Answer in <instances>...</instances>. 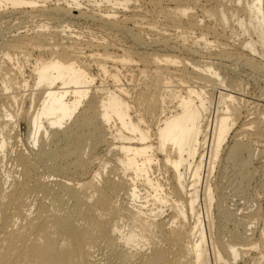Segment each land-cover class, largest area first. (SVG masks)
Instances as JSON below:
<instances>
[{
  "label": "bare ground",
  "instance_id": "6f19581e",
  "mask_svg": "<svg viewBox=\"0 0 264 264\" xmlns=\"http://www.w3.org/2000/svg\"><path fill=\"white\" fill-rule=\"evenodd\" d=\"M84 1L110 9L132 2L173 20L189 11L191 32L206 19L195 43H215L217 57L192 53L210 54L224 74L212 62L189 63L184 67L196 80L179 78L185 86L175 89L162 70L176 59L146 53L139 71H153L156 83L129 89L121 71L107 66L133 61L126 53L84 47L101 45L95 41L58 49L53 36L64 28L41 25L14 35L12 51L40 55L28 76L0 63V264H264V204L252 209L245 198L258 170L254 160L264 151L244 139H264V112L241 124L240 94L227 81L239 70L264 80V0H0V40L4 18L24 20L33 11L116 31L137 14L87 12ZM130 34L150 48L177 44L168 36L147 41ZM230 39L238 41V55L228 51ZM83 58L96 63L112 88L101 79L95 84ZM159 83L168 89L160 97ZM22 102L29 107L18 109ZM155 115L154 126L148 119ZM5 120L26 123L31 147L21 146ZM231 195L247 201L231 207Z\"/></svg>",
  "mask_w": 264,
  "mask_h": 264
},
{
  "label": "rangeland",
  "instance_id": "374dc122",
  "mask_svg": "<svg viewBox=\"0 0 264 264\" xmlns=\"http://www.w3.org/2000/svg\"><path fill=\"white\" fill-rule=\"evenodd\" d=\"M50 1L51 3H49ZM59 2H57V0L55 1L48 0V5H53V4L57 5ZM86 3L87 2L84 1V5L82 6V8L87 12H92V13L94 12L98 13L100 11L110 12V13H114L115 16H117V18L119 19H122L125 14H134V13H137V14L132 15V17H130L129 20H127L126 22H123L121 24V29L117 31L113 29L106 30V29L100 28L99 26H97L98 24H96V22H93L89 19L78 21L72 18H65L63 20H58V19H54L51 17H44L34 11L32 12V15H33L32 17H28L27 19H24V20L17 19L16 17H6L4 18L6 22L2 23V28L4 30V36L2 40H0V63H2V65L4 66L15 65L19 67L20 70H22L25 76L30 75V71L34 68V65H35V58L36 56L40 55L38 50H35L34 52H31L29 50L28 52H30L31 54L25 55L24 53H21V52L12 51L8 43L15 37L14 35H17L18 33H22L26 30L29 31V33L35 32L36 30H39V27L41 25H44L46 27H49V29L64 28L65 32H63L61 36L59 37L53 36V41L56 43L55 46L58 49H60L62 46H74L75 44L84 45L88 42L95 41V42L100 43L101 45L98 46L97 48L93 46L88 47L85 45L84 47L88 49H94V50L97 49L100 53H108L111 55H123L124 53H126L131 59H133V61H126L123 63L109 62L107 63V66L110 69L112 67L114 68L117 67L121 71V76H122L121 83H123L122 85H124L125 87H128L129 89H133V87L138 88L144 82L156 83L155 81L156 76L154 73H152L153 71L146 72L145 75L140 74L139 70L144 68V62L142 60H144L146 53H155L161 59L166 58V57H170L171 59H176L177 64L175 65V67L162 70V72L164 73L163 74L164 77L171 76L173 78L171 86L174 87L175 89L177 88L179 89L180 86H185V84L181 85V83L183 82H179L177 80L179 78H182L185 81L196 80V78H193V73L191 72L192 69L189 67L188 68L184 67V65H187L189 63H196L200 61L201 65H203L206 62H212L213 66L217 70H219L221 74H224V69L220 65L216 64V61L214 59H211L212 57L209 58L210 54L205 55V57H201L198 54L192 53L193 51H196V50L198 51L201 50L203 52L212 51L213 53L212 56H214L215 58L217 57L215 54L218 53V50H217L218 48L215 46V43H211L210 45H207L205 41L199 42V44L195 43L196 38H201L202 37L201 33H205V25L208 23L206 19L200 25V28H196L193 30V32H191L189 31V29L192 28L191 22H190L189 11H187L186 15H183V16L180 15L176 19L173 20L169 17H162L159 14L158 16L152 15L153 13L149 11L146 6H142L141 8L140 4H136V3L133 4L132 2L129 3L128 9H123V8L110 9L102 5L92 6V4L90 3L86 4ZM144 7L147 9L144 10ZM98 9L100 11H98ZM27 11L29 12L30 9H27ZM65 27H67V29H65ZM151 27L153 29H151ZM130 32H136V33L141 34L144 38H146L147 41H151L159 37L168 36L171 38V40L174 41L175 44L176 43L177 44L175 45L174 48H164L160 45L157 46L158 44H153L152 48H150L149 46L141 45L137 41L132 39ZM71 33H73V35H71ZM75 35H77V37H75ZM207 39L209 41L214 40V38L210 37V35H207ZM237 42L238 41L234 39H230L229 41L230 45H229L228 51L233 55H238V51L236 49ZM7 51H9L10 53V57H11L10 59L5 55ZM42 55L48 56L45 53H42ZM82 61L87 67H89L90 70H92V73L95 74V76H97L96 77L97 81H95V84L99 85V83L101 84V80H104L105 83L109 87L112 88L111 86L112 81L98 70L97 65L94 61L88 58H83ZM161 64H162L161 65L162 68H165L163 65L164 62H162ZM1 73H2V69H0V74ZM255 75L249 72H243L239 70V71H235V73L228 74V77H227V81L232 80L235 82L236 90H238V93L240 94L239 102L241 106V114L243 115V116L241 115V117L243 118L241 119L243 121L241 119L239 121L241 124L242 123L244 124V122L247 123V121L250 118H254L255 116L257 117L259 116V114H261L260 112L262 111L264 112V80L259 79V78L256 79ZM131 78L133 79V82L128 80ZM2 81H3V75L0 76V90L4 92L2 90L3 89ZM212 81H215V80H212ZM163 83H165V80H163ZM208 83L209 85L213 84L212 82H208ZM163 86H166V85H163ZM163 86L159 83V86L156 87L155 92L157 96L160 93L165 94V92L168 90V89H165ZM29 90L31 91L30 87L26 89V92ZM26 102H22V104H24L23 106H21L22 104L21 105L19 104L18 109H21L22 107L28 108L29 104ZM140 102L142 106L143 100H140ZM169 106L171 110L175 109L174 108L175 101L170 103ZM16 109H17V105H16ZM157 117L158 115L149 117L148 119L149 124H152L154 126L157 125V122H158V120H156ZM12 123L13 122H10L9 120H5L3 124L4 126H6L7 130H9L11 127L12 128L14 127L13 131L14 133L17 131L15 134H17L18 135L17 137L21 140V146L23 148L31 147V144H28L29 142L26 140L27 139L26 123L22 120L20 121L17 120L16 122H14V124ZM10 125L11 127H9ZM249 138L252 139L251 140L253 141L252 144L254 145L255 148H257V150L259 149L260 152L264 151V148H263L264 139L263 138H256V136H254V137H248V138L246 137L244 139L250 140ZM38 147H39V144L35 146V148H38ZM103 147L107 148V146L104 144H101V146L97 147V148H100L98 150L100 154H102L103 152L102 150ZM252 166L256 170L257 169L258 170L256 172L254 179L250 182V185L248 184L245 190L246 191L245 194L247 196L245 198H248L249 202L251 201L250 205H252L251 203L254 202L251 207L252 209H254L255 207H257L256 205L258 203L261 202L260 204H264L263 203L264 198H262V196L264 197V187L262 186L263 181H261L264 176V152L261 156L257 155V158L254 160V163ZM231 197L234 198L235 195L234 196L231 195L230 198ZM230 198L228 200V203L230 204V206L232 205V202L233 204L234 203L240 204L241 202H243V204H240L241 206H243L245 204L244 202L247 201L245 200V198L243 200V198H238V196H236L234 199L231 198L232 199V202H231ZM236 200L238 201L236 202ZM256 202L257 204H255ZM231 207H235V204L232 205ZM257 224L260 227H262L259 223ZM262 250L264 252V244L262 246ZM259 256L261 257V254H259ZM253 257H255L254 261H256L259 258L257 254H254Z\"/></svg>",
  "mask_w": 264,
  "mask_h": 264
}]
</instances>
